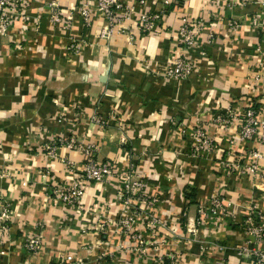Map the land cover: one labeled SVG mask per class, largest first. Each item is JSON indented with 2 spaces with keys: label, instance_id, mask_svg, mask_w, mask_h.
Returning <instances> with one entry per match:
<instances>
[{
  "label": "crops",
  "instance_id": "0c3cea01",
  "mask_svg": "<svg viewBox=\"0 0 264 264\" xmlns=\"http://www.w3.org/2000/svg\"><path fill=\"white\" fill-rule=\"evenodd\" d=\"M22 1L23 9L15 12L11 26L0 37V126H3L0 137L4 146L7 148L11 144L16 147L20 143L31 145L34 152L24 154L29 160L23 162L25 167L31 166L30 173L33 167L36 169L44 163H40L37 146L45 145L52 139L60 141L57 152L60 157H68L77 166H83V152L67 146L69 140L78 139L79 135L84 142L92 144L94 149L91 152L95 157L124 163V153L128 151L138 157L141 150L150 152L151 149H162L160 157H165L164 149L170 150L169 143L172 148H177L183 140L179 135V122L191 126L202 124L208 128L207 133L213 136L214 147L207 159L199 161L198 167H188L183 182L170 184L165 173H171L178 179L182 177L181 168L174 170V167H164V161L158 157L151 168L140 164L141 170L152 175L153 189L158 194L166 192L164 200L161 197L162 206L158 214L173 223L171 227L176 234L184 231L182 221L187 222L188 226L193 224L197 204L219 194L229 203L225 214H213L202 221L198 233H193V241L189 240L185 246L188 261L178 264H249L247 256L237 255L233 247L240 245L247 237L242 221L250 204L256 202L264 217V158L260 162L259 178L228 173L222 162L245 156L258 143L255 139H238V122L233 120L222 126L214 124L212 119L217 114L225 113L226 109L236 108L240 111L238 107L243 108L249 102L264 109V76L256 84L253 83L255 72L259 70L264 74V70L260 69L264 68V52L255 49L257 45L263 47L262 0H145V9L154 11L164 6L165 14L157 23L158 31L155 33L141 34L134 26L135 18L129 20L127 25L134 29L133 43L128 41L125 33H114L107 41L100 38L99 31L103 24L100 16L92 18L88 30L80 25L81 19L75 15L77 18L73 21L72 29L81 34V38H86L90 45H85V50L71 59L65 53L66 38L61 25L64 16H60L57 25L50 17L53 9L59 15H65L67 4L75 0H58L60 4L55 8L49 4L52 0ZM164 1L168 2L167 5H164ZM127 2L135 3L137 9L140 8L138 0ZM197 17H202L206 24L198 37L199 49L195 52L199 53L200 49L207 51L210 60L202 61L188 78L168 83L152 69L171 57L183 54L178 38L180 23L184 18L193 20ZM230 19H236L240 27L230 28ZM209 35L212 36L208 38ZM136 56L142 57L147 69L140 68ZM55 68L70 78L68 87L64 83H51L61 78V75L58 78L51 74V69ZM9 85L16 99L12 102L4 100L5 97L1 95L2 86ZM10 108L13 109L11 120L6 122L2 117L7 115L6 110ZM62 108L66 121L61 119ZM72 110L76 113L75 118ZM92 114L98 121L94 116V121H91ZM100 121L103 125L98 124ZM40 126L46 130H40ZM120 137H123V142ZM229 137L236 140L233 146L227 143ZM59 164V161H50L52 170L59 173L52 174V178L45 181L46 184L39 181L34 190L23 195L13 194L11 204L16 212H21V218L12 223L14 238L9 247L10 261L5 264H18L22 260V231L24 234L30 231V224L38 219L48 224L43 227L46 243L34 260L35 264L55 257L57 251L63 250L66 241V247L72 245V251L83 254L82 243L94 240L102 243L110 236L109 249L119 247L114 230H79V225L91 224L93 214L87 208L91 203L105 204L106 208L111 206L114 210L108 214L112 215L113 221L120 217L116 215L123 208L113 200V188H104L106 184L99 183L85 186L88 181L82 179V174L78 175L86 187L82 197L86 205L80 210L81 214L75 216L68 206L59 205L54 200L52 187H47V184H57L63 178L69 181L75 175L71 173L68 176L61 172ZM31 177L35 176L32 174ZM185 187L196 189L195 198L190 200L184 197ZM47 191L48 202L44 200L47 205L31 208L32 202L45 199L44 193ZM186 233L181 236L185 237ZM182 240L178 236L177 242ZM219 243H224L226 248L219 250ZM97 249L93 255H96ZM106 261L110 264L111 260L107 258Z\"/></svg>",
  "mask_w": 264,
  "mask_h": 264
},
{
  "label": "rangeland",
  "instance_id": "374dc122",
  "mask_svg": "<svg viewBox=\"0 0 264 264\" xmlns=\"http://www.w3.org/2000/svg\"><path fill=\"white\" fill-rule=\"evenodd\" d=\"M82 1L83 0H75L74 2H72V4H67L68 7H66L65 15L64 14L60 15V16H64V19H62L61 21L62 24L64 25L62 29L65 31V38H66L65 53L68 59H71V57L73 56L80 55L81 52L85 50L84 49L85 45H90L89 41H87L86 38H81V34L80 35L77 34L72 29L73 21L75 20V18H77L75 15H77L81 19V15L79 12ZM20 3L21 5L24 4L22 0ZM49 4L53 8H55L56 6H59L60 2H58V0L57 1L52 0L50 1ZM21 9H23L22 6L20 10ZM55 13L57 12H55V10L53 9L50 19L51 21H53V23H55V25H57L56 23L59 21H56L55 19L56 16L59 15ZM14 14L15 12L9 15V18L5 25V31L0 26V37L3 36V34H5L6 31L9 29V27L11 26L13 22L12 18ZM81 24L82 22H80V25ZM157 25L158 24H156L154 29L151 31L139 30V32L141 34L155 33L158 31ZM90 27L91 26L85 27V29L87 28L89 30ZM185 49L187 48L185 47ZM190 49L192 51L194 50L193 51L194 53H192L191 51V55L189 56V59L191 61L190 69L188 73L184 74L183 76L170 78L169 76H165L163 73L164 71L168 70V66L170 65V63H172L175 60L177 56L171 57L165 63L158 64L157 68L156 69L153 68L152 71H156V73L162 76L165 80H167L168 83H170L171 81H175L177 83L180 82L182 79L188 78L192 72H194L199 68L202 61L206 62L210 60L207 51L200 49L199 53L195 52V50L199 49L197 46H194ZM0 54H1V50H0ZM135 59L139 64L140 68L148 67L146 66V64L143 63L142 57L136 56ZM105 63H107L106 60ZM260 69L264 70L263 67L262 68L260 67ZM51 74L54 76H58V78L61 75V78L58 79V81H52V82L47 79L49 83L59 82L66 84L65 86L67 87L69 86L70 78L69 77L66 78L62 70L60 69L58 70L57 68H55V70L51 69ZM256 74L257 72L254 73V78H253L254 84H256V82L258 80H261V78L264 76L263 74L260 75L259 77H256ZM79 80L83 81L81 78H79ZM2 87L3 90L1 95L5 97L4 100L10 102L15 101L16 100L14 97L15 94H12L10 85L8 87L5 86ZM52 87H54V84L52 85ZM74 107L77 109V106ZM243 108L238 107V109L240 110H243ZM182 109L183 108H181V110ZM233 109L235 110V108ZM11 110L13 111V109L11 108L7 109L6 110L7 115L2 117L6 122H10L11 120ZM61 111H62L60 112V114H62L61 119L66 121L67 118L65 116L66 113L64 112V109L62 108ZM226 111L228 110L226 109ZM72 113L75 118L76 113L73 112V110ZM93 114L91 116V121L97 119ZM111 115L114 114L111 113ZM93 116L94 119H92ZM213 123L217 124L215 122ZM98 124L103 125L101 121ZM177 126H179V135L183 140L180 141V144L177 148L176 147L172 148V146H170L169 143L170 150L169 148L164 149L166 155L165 157H160L162 149L161 150L157 149V151L151 149L150 152H148L149 150H144V151L141 150L138 154V157L132 155L130 151H128L127 154L124 153V161H125L124 163L122 162L120 163L119 161L113 162L109 160L114 165L115 174L108 177L107 178L108 180H104L105 182L103 181L102 183L99 184H106L104 188L107 189L113 188L114 190L113 200H116L117 201L116 204L118 203L119 204L118 206H120V208H123L120 211H118L116 215V217L118 215L120 217L118 216L119 218L113 221L114 219L112 215L108 214L109 211L111 212L114 210L111 208V206H108L106 208L105 204L99 205L98 203H91L90 207H87L90 208L89 210L92 211L91 214H93L91 219L92 221H90L91 224L89 225L87 224L85 226L79 225V228H81L79 230L81 232H85V231L89 232L92 230H96V231L98 230L108 231L109 229L114 230L113 235L117 234L118 241L116 242V244L119 246L116 250L109 249L108 243L112 239L111 236L109 238H106L105 241L101 240L102 243L100 241H95V240L92 242L82 243L81 249L85 250V254L79 251L77 252L72 251V249L74 248L72 245L70 247L68 246L66 247L67 244L66 241L64 247L65 249L63 248V250L57 251L55 253V257L51 258L48 261L46 260L36 264H108L106 261L107 258L111 260L110 264H163L165 256H169V260H172L171 264H178L184 262V260L185 262L188 261L187 260L188 252L185 246L189 244L188 243L189 240L193 241V237H194L193 233L196 234L198 233L200 226L203 224L202 221L196 223V219H195L196 216L194 217L195 223L193 226H188L187 222L183 223L182 221L181 226L183 227L184 231L182 232L178 231L179 233L176 234L175 233L176 230L172 229L171 227L173 223L168 222L167 221L168 219L158 214L159 208L161 209L162 206L161 197L163 196V200H164V195L166 192L164 191L163 195L158 194L157 191L153 189L154 184L152 181V175L149 172L147 173L146 171L141 170L140 167V164H144L146 167L151 168V164H154L155 161L154 159L158 157L164 161L163 163L164 167L165 166H168L169 168L174 167V170L175 169L179 170L181 168L180 172L182 173L181 174L182 177H179L178 179L176 178L175 175L171 173L170 175L167 172L165 173L170 184L174 183L175 185H179L181 182L184 181L183 177L186 176L188 167L190 165L194 167H198L199 161L201 159L203 158L207 159V156L209 152H211V150L213 149L214 145L210 147V150L204 148V145L202 143L203 137L201 136H205V137L209 136L210 138H213L212 135L207 133L208 128L202 124H196L192 126L186 125L182 121L179 122ZM39 129L42 131L46 130L42 128V126H40ZM1 130H3V126H0V131ZM199 133L201 135L198 137ZM78 139L72 138L71 140L68 141L67 146L70 148H75V147L78 148L83 152L85 157L87 152L90 153V156H94L93 153L91 152V150L94 149L92 144H90L89 142H84L83 137L81 135L78 136ZM120 140L123 142L124 141L123 137H120ZM64 142L65 141H63V143ZM59 144H60L59 140L52 139L50 142H47L45 145H38L37 148H39V150H37V153L41 156L40 163L42 161L44 163L41 166L37 167L36 169L35 167H33L30 173L28 171L31 168V166L25 167L23 162L26 159L29 160V157L28 156L25 157L24 154H30V152L32 153L34 152L33 150H31V145L28 143L27 144L20 143L16 147H12L11 144H8L6 148L0 137V149H2V151H0V264H5V262L10 261L9 256L11 254V249L9 247L14 238L11 230L12 223H14L15 220H19V218H21V212L20 211L19 213L16 212V210L12 207L11 202L14 196L13 194L19 193L23 195L29 191H32L35 188L36 182L40 181L44 185L46 184L45 183L46 180L52 178V174L59 173L57 171L52 170V167H50L51 160L59 161L60 171L68 174V176H71L72 175L71 173H73L74 171L77 172L76 177L82 174L83 172L82 171L83 166H79V165L77 166L74 163L72 167H69L66 165L65 162H62V158H66V159L69 158L65 156L62 157L59 156V154L57 153ZM37 153H35V155H37ZM84 159L82 163H84ZM96 159L102 160L97 158V156ZM23 169L26 172L25 171L23 172ZM32 174L35 177H31ZM72 177L73 178L70 177L69 181L68 179L63 178V180L59 181L57 184L56 182L53 183L54 185L47 184L48 188L52 187V196H54V200H56V202H58L59 205H65V204L59 201V199L56 197V193L53 190L58 185L65 187L68 186L69 184H72V182L76 178L75 176ZM90 183L98 184L96 182L88 181V183H86L85 186L90 185ZM171 188L172 187L167 189L169 190ZM85 189L86 187L84 188V192ZM46 193L49 194V191L44 193L45 199L42 200V198H39L37 202L34 203L32 202L30 207L35 208L36 206L37 207L39 206L43 208L45 205H47L44 202V200L47 201V198H49ZM214 196L223 198L222 194L214 195ZM81 201L82 199L76 205L68 206L72 210L71 214L74 213L76 216L77 214L80 213L82 207L86 205L84 203L85 199L82 202ZM208 201H204V202H208ZM168 202L170 203L171 200L170 201L168 200ZM198 208L199 206L197 204V208L195 210L196 212ZM220 213L225 214V211L218 210L212 214H207L205 218L209 216H213V214H220ZM125 216H127L126 219L127 222L125 221V219H122ZM121 221L124 223L123 224L124 226H120L122 224ZM18 223L20 225L22 224V222L19 221ZM47 224H48L47 221L45 222V220L38 219L37 221H33L30 224V227H32L30 231H26L25 234L22 231V236L20 239V251H21L22 260L18 264H32V262L33 264H35L34 260L37 258L39 252L43 249V246L46 243L45 237L43 235L44 232L43 227ZM66 227L68 228V225ZM189 229L192 231L191 233H188L190 232ZM243 231H245V228H243ZM183 233H186L185 237L181 236ZM36 236L38 238H36ZM178 236H180V238L184 240L178 243L177 242ZM32 239H38V243L36 244V246H34V248L30 247V242ZM177 244L182 245V247H178ZM217 246L219 247V250L226 248L224 243H219ZM96 247H98L96 251L97 253H95L96 255H93V252L95 251ZM199 248L200 250H202L203 246H201L200 244ZM130 255L132 256V259H130ZM198 260H200V258ZM199 263L200 262H198V264Z\"/></svg>",
  "mask_w": 264,
  "mask_h": 264
},
{
  "label": "built area",
  "instance_id": "2783aa9c",
  "mask_svg": "<svg viewBox=\"0 0 264 264\" xmlns=\"http://www.w3.org/2000/svg\"><path fill=\"white\" fill-rule=\"evenodd\" d=\"M21 0H0V26L5 31V25L11 13L17 12L21 8ZM167 1H164V5H167ZM140 8L137 9L135 3L127 2V0H83L80 7V15L82 26L89 27L92 23L94 16H100L104 20L102 27L99 31V37L108 40L114 33H125L128 36L129 42L134 40L133 26H128V21L135 18V27L140 31H151L154 29L160 18L165 14V7L154 11L145 9V0H138ZM263 5L264 14V0ZM138 5V6H139ZM143 8V9H142ZM59 15L58 13H55ZM60 15L56 16V21H60ZM62 23V22H61ZM205 22L202 17H197L194 20H188L184 18L178 29V38L182 44L183 54L175 58L170 63L168 70L164 71L165 76L170 78H176L188 73L190 69L191 49L197 46L198 37L203 32ZM228 26L232 29H238L240 23L236 19H230ZM62 27L64 25L62 24ZM212 36L209 35L208 38ZM263 47L257 45V52H264V29H263ZM185 47L187 49H185ZM262 75L257 71L256 77ZM213 122L220 125H227L231 121L238 122L237 137L240 141L255 139L258 145L250 149L243 157H239L235 160H228L222 162L225 170L228 173H238L240 175L249 176L252 179L259 178L261 176L260 162L264 158V109L258 108L252 102H249L243 110H235L230 108L225 113H220L214 116ZM98 121V119H96ZM201 134H198V137ZM203 137L204 148L210 150L213 146L214 140L209 136ZM235 138L229 137L227 143L229 146L235 144ZM68 144V143H67ZM55 148V147H54ZM90 152V151H89ZM92 155V154H91ZM62 162H65L67 166L72 167L74 162L72 160L62 158ZM82 177L86 181H92L96 183H102L107 178L114 175L115 169L112 162L109 160H98L95 156H90V153H86L82 168ZM76 171L73 172L76 176ZM83 179V178H82ZM105 182V181H104ZM56 193V197L67 206H74L80 202L84 195V186L79 178H75L72 184L68 186L58 185L53 190ZM199 208L196 213V223L205 220L207 214H212L218 210L225 211L229 206V203L224 198L214 196L208 202L198 204ZM127 222V216L124 218ZM120 226H124L121 221ZM195 220L191 226H193ZM244 233L246 239L240 244L233 247L237 255H246L249 264H264V217L260 208L257 207L256 202H253L246 209L245 216L242 221ZM190 232H192L189 229ZM36 238H38L36 236ZM38 243V239H32L30 247L34 248ZM221 248V247H220ZM169 260V256H165ZM172 263V260H169Z\"/></svg>",
  "mask_w": 264,
  "mask_h": 264
},
{
  "label": "trees",
  "instance_id": "16d2710c",
  "mask_svg": "<svg viewBox=\"0 0 264 264\" xmlns=\"http://www.w3.org/2000/svg\"><path fill=\"white\" fill-rule=\"evenodd\" d=\"M166 9V8H165ZM183 195L186 199H193L195 198L196 195V189L195 188H190V187H185L183 189ZM163 264H170L169 260L167 258L164 259Z\"/></svg>",
  "mask_w": 264,
  "mask_h": 264
}]
</instances>
